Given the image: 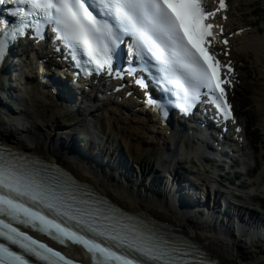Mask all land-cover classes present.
I'll use <instances>...</instances> for the list:
<instances>
[{"label": "snow or ice", "instance_id": "snow-or-ice-1", "mask_svg": "<svg viewBox=\"0 0 264 264\" xmlns=\"http://www.w3.org/2000/svg\"><path fill=\"white\" fill-rule=\"evenodd\" d=\"M0 5H12L7 12L18 18L11 25L0 19V60L8 39L24 36L29 28L40 36L42 26L50 24L57 39L71 49L78 67L82 53L97 72L106 67L111 72L119 44L130 37V54L157 63L156 72L161 74L157 83L163 92H171L190 107L206 88L219 93V98L211 97L218 110L230 107L226 101L218 102L225 96L221 65L205 46L213 27L205 21L213 13L201 7V0H97L91 7H98V14L89 9L87 0H0ZM220 5L224 6V0ZM147 61L146 69L152 66ZM136 83L146 87L142 80ZM157 106L163 111L162 105ZM230 115L225 111L226 117ZM22 160L0 154V237L29 256L46 264H74L8 220L32 227L60 244L81 245L93 264H214L194 242L130 223V218L103 206L102 201L82 198L71 185L48 175L47 169ZM0 264L30 261L0 243Z\"/></svg>", "mask_w": 264, "mask_h": 264}, {"label": "bare ground", "instance_id": "bare-ground-1", "mask_svg": "<svg viewBox=\"0 0 264 264\" xmlns=\"http://www.w3.org/2000/svg\"><path fill=\"white\" fill-rule=\"evenodd\" d=\"M205 1L209 6L208 9L215 8L212 1ZM245 1L252 2L255 0ZM230 12V16H234L232 11ZM224 23L227 27V34L233 36L231 41L234 46H236L237 37L245 38L250 31L257 30L258 33L253 38L247 37L245 44H240L237 47L243 50L246 55L249 52H254L258 59L264 61V39L260 36L261 29L259 27L249 29L247 25L240 22L241 25L235 28L230 19L225 20ZM235 32L241 35L238 36ZM228 56L232 58L233 51L229 52ZM261 73L264 81V66ZM30 85L33 91L31 90L30 99L27 101L28 107L42 121L44 127L35 122L30 124L29 120L34 117L32 113V116L27 117L19 116L14 111H11L10 114L5 113V108L0 103V140L42 159L57 162L76 180H80L91 187V190L97 195L108 199L122 209L124 213L143 217L158 228L178 232L181 233L179 235L183 234V236L186 234L197 241L204 250L228 264H264V250L253 255H249L245 251V245L249 243L246 240H252L256 237L254 228L260 229V224L264 225L263 217L253 208L238 204L233 205L235 202L230 201L224 194L216 192L215 187H219L218 183L213 182L206 173L209 172L206 167L212 165L209 164L210 162L205 164L203 163L205 160L198 159L199 167L197 169H201L203 172L195 179L199 177L213 187H204V201L212 206L217 204V207L220 203L226 208L225 212H213L211 206L206 213L196 210L194 206L182 212L179 208L182 205L177 206L179 200H177L176 194L189 195L197 205L201 202L202 194L199 193V196H196L197 190L190 185L189 181L192 182L193 177L182 178L180 171L176 170L177 168L172 165V162L168 161L179 158L177 150H172V137L161 128L159 116L146 109L142 102L130 101L129 104L132 105V108L128 112L123 110L119 103L112 102L113 96H111L109 101L104 102L103 107L88 108L92 121L103 137L98 144L93 145L94 142L90 141L84 148L77 150L80 144L72 133L73 126L65 125L59 120L61 114L70 111L67 103L55 95L52 90L41 86L40 83ZM259 95L255 99L258 103V109L263 115L262 126L264 130V86L259 91ZM41 101L45 108H48V104L55 107L50 116L38 114L37 110L38 106L41 107ZM133 108L138 109L139 112H134ZM46 112L49 113L50 111L46 110ZM238 117L240 121H243L240 114ZM84 122L85 120L82 118L78 124L82 125ZM18 125L22 127H18ZM243 127L245 130V132L242 131L243 140L244 136L248 140V126L244 124ZM169 129L167 127V131ZM58 132H66L67 134L60 138ZM157 134L164 138L162 144ZM180 136V141L187 143V147L190 148V143L182 134ZM246 142L245 146L242 147L243 149L249 147L248 141ZM175 144L179 143L175 142ZM143 147L158 151L160 155L158 165H161L159 169L153 166L155 163L144 162L136 158ZM193 148L195 147L193 146ZM122 149L123 152L120 154L119 151ZM249 152L253 153V151ZM185 153L186 155H184ZM180 155H184L181 160L182 163L191 158L185 149L181 150ZM255 159L254 151V155L247 161V167L253 171L256 166L254 164ZM160 170L173 171L176 177H181L179 183L177 181L175 184L173 181L168 183L167 176L163 175ZM216 170L220 171L219 169ZM252 175L250 177H254V183L250 190L261 188V191L264 192V166L258 173ZM229 219L231 221L235 219L237 223L228 224ZM217 226L224 228L223 232L219 231ZM208 228H212L213 231ZM259 235L261 234L259 233ZM256 239V242H264L262 238Z\"/></svg>", "mask_w": 264, "mask_h": 264}, {"label": "rangeland", "instance_id": "rangeland-1", "mask_svg": "<svg viewBox=\"0 0 264 264\" xmlns=\"http://www.w3.org/2000/svg\"><path fill=\"white\" fill-rule=\"evenodd\" d=\"M232 9H233L232 13L234 14V16L232 17V21L236 22V27L241 25L239 24L240 22H243L249 28H253V26L254 28L259 27L261 29L260 36L264 39V0H255L252 2H246L245 0H232ZM254 30H252V32L250 31L248 33V36L246 35L245 38H242V36L238 37L235 42L236 46H234L232 49L234 51L233 58L236 60L238 64L239 67L238 71L240 73L239 76L240 85L234 90L232 98L235 101L236 109L238 113L242 116L243 120L248 123L247 130L249 133L248 136H249L250 146L252 145L253 148L255 147L254 149L258 151V154L260 155L257 156V161H256L258 169L255 168L254 170L255 173L256 172L258 173L264 166L263 164L264 163V130L262 126L263 115L262 112L259 111L258 109L259 107L256 99L260 96L259 91L264 86V81L262 79V73H261L262 67L264 66V61L258 59V57L254 54V52H249V54L246 55L243 52V50L238 49L237 47L240 44H245L246 39L253 38L255 34L258 33L257 30L255 31ZM47 107L48 108H45V105H42V101H41V107L38 106V110H37L38 114H42L46 117L48 115L50 116V114L54 112L55 107L49 104L47 105ZM46 110L50 112L48 113L46 112ZM31 113L32 112L29 109L27 112L20 115L22 117L23 116L27 117V116H32L33 113L32 114ZM81 113L82 114H80L79 111L75 113H71L70 111H65L63 114L59 116V120L65 125L73 126L72 132H76V128L82 127L86 135L90 136L88 124L86 122L82 124L83 126L82 125L79 126L78 124L79 120H81L82 118L86 119L88 117V114L85 112V110H82ZM16 114L19 115L18 113ZM33 118L31 117V119L29 120L30 124L35 122L41 125V127H44L42 121L37 116L34 115ZM18 126L20 127L21 125ZM59 135L65 136L66 133L58 132V137ZM94 140L96 142L98 141V139L96 138H94ZM77 150H80L79 147H77ZM140 151L141 152L138 153L136 158L144 162L155 163L153 164V166L158 167V158L160 156L157 150L143 147ZM186 164L191 169L197 168L195 167L196 164H190L188 162ZM245 187H248L250 191V186H245ZM257 190H253V192L251 191V193L254 196H255L254 192L259 193L255 197L248 195L247 192H243V194L246 195L242 200L238 201L237 199H234L232 195L233 189L232 190L231 188L223 189V191L225 192V196L228 197L229 200L239 203L244 207L253 208L255 211L259 213L260 216L264 218V192L261 191V188ZM246 241H248L249 243L245 245L246 246L245 251L248 252L249 255H253L255 253L264 250V242L261 243L260 241H257V243L254 244V240L251 241V239L250 240L248 239Z\"/></svg>", "mask_w": 264, "mask_h": 264}]
</instances>
